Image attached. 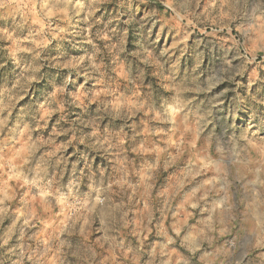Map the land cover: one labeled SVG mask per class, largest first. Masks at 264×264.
Wrapping results in <instances>:
<instances>
[{
  "label": "clouds",
  "instance_id": "9594fccd",
  "mask_svg": "<svg viewBox=\"0 0 264 264\" xmlns=\"http://www.w3.org/2000/svg\"><path fill=\"white\" fill-rule=\"evenodd\" d=\"M0 264H264V0H0Z\"/></svg>",
  "mask_w": 264,
  "mask_h": 264
}]
</instances>
